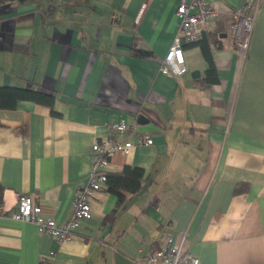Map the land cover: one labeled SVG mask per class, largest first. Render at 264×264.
<instances>
[{
  "label": "crops",
  "instance_id": "0c3cea01",
  "mask_svg": "<svg viewBox=\"0 0 264 264\" xmlns=\"http://www.w3.org/2000/svg\"><path fill=\"white\" fill-rule=\"evenodd\" d=\"M209 1L219 13L204 32L219 30L214 83L199 44L183 47L185 74L161 71L178 0H0V86L55 97L52 108H0V264H141L169 235L205 264H264V0ZM250 1L242 53L230 26ZM121 120L133 127L122 138L144 132L154 143L108 161L107 173L146 172L112 223L103 221L117 199L104 189L67 243L13 219L22 196L46 219H69L93 143Z\"/></svg>",
  "mask_w": 264,
  "mask_h": 264
},
{
  "label": "built area",
  "instance_id": "2783aa9c",
  "mask_svg": "<svg viewBox=\"0 0 264 264\" xmlns=\"http://www.w3.org/2000/svg\"><path fill=\"white\" fill-rule=\"evenodd\" d=\"M253 1L235 13V21L230 29L234 33V43L242 53L249 47L250 35L254 24V15L248 8ZM178 33L164 58L161 71L166 75H183L187 72L183 47L201 39L208 23L219 18L218 11L209 0H178ZM133 127L126 120L111 124V135L95 140L91 148V169L87 184L81 187L73 201V212L69 219L59 222L46 219L42 208L34 204L31 197L19 199L12 216L13 219L35 224L43 234L53 236L57 241L67 243L75 238L77 229L84 221L93 216L90 199L95 191L104 189L107 180L108 161L116 154L131 155L138 146H152L154 141L144 132H136L133 138H122ZM141 264H205L185 249L184 240L169 235L167 241L149 251Z\"/></svg>",
  "mask_w": 264,
  "mask_h": 264
},
{
  "label": "trees",
  "instance_id": "16d2710c",
  "mask_svg": "<svg viewBox=\"0 0 264 264\" xmlns=\"http://www.w3.org/2000/svg\"><path fill=\"white\" fill-rule=\"evenodd\" d=\"M219 30L212 33L203 34L202 38L193 44L201 45L203 55L208 63L204 81L217 82L218 74L215 63L212 57V45L218 44ZM140 56L149 55L141 49L137 50ZM19 100H29L35 103L53 107L55 97L52 93L45 92L41 89H33L30 87L17 86H0V108L1 109H15ZM54 113V111H53ZM146 172L140 167H126L122 172H108L107 180L104 190L113 194L116 197V204L113 210L107 214L103 224L112 223L119 212L128 208L131 196L140 193L145 184ZM248 190L247 185H240L236 189V193H242Z\"/></svg>",
  "mask_w": 264,
  "mask_h": 264
},
{
  "label": "water",
  "instance_id": "95a60500",
  "mask_svg": "<svg viewBox=\"0 0 264 264\" xmlns=\"http://www.w3.org/2000/svg\"><path fill=\"white\" fill-rule=\"evenodd\" d=\"M222 36H223V37H226L227 34H223ZM192 76H193V77H196V76L199 77V76H200V72H199L198 70H196V71H194V72L192 73Z\"/></svg>",
  "mask_w": 264,
  "mask_h": 264
}]
</instances>
